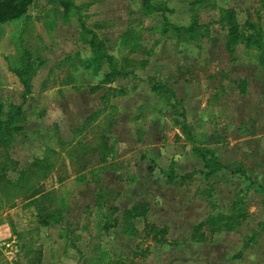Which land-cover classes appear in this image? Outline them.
<instances>
[{"label":"rangeland","instance_id":"rangeland-1","mask_svg":"<svg viewBox=\"0 0 264 264\" xmlns=\"http://www.w3.org/2000/svg\"><path fill=\"white\" fill-rule=\"evenodd\" d=\"M60 1L34 0L24 17L0 25L4 114L22 102L12 72L22 54L36 66L23 131L0 148V164L6 155L18 163L6 174L11 182L35 160L47 168L0 189V210L13 209L12 221L28 228L40 225L42 212L61 219L32 231L27 257L40 252L41 264H264V1L73 0L77 9L66 18ZM153 7L167 9L144 14ZM220 9H233L242 27L258 23L262 48L240 41L229 53L226 26L205 35ZM193 22L199 38L175 31ZM82 26L106 39L108 54L130 73L95 93L90 87L109 67L82 42ZM162 84L177 99L152 91ZM202 149L222 165L208 179ZM138 203L148 209L132 221L138 235L131 236L123 215ZM100 219L113 227L104 230Z\"/></svg>","mask_w":264,"mask_h":264},{"label":"trees","instance_id":"trees-1","mask_svg":"<svg viewBox=\"0 0 264 264\" xmlns=\"http://www.w3.org/2000/svg\"><path fill=\"white\" fill-rule=\"evenodd\" d=\"M199 2L200 0H193L194 3ZM264 0H260L263 3ZM34 0H0V25L18 20L24 17L30 6L33 4ZM61 8L63 9V16L64 18L68 17L71 10L73 8L77 9L73 3V0H61L59 2ZM144 7L147 5L144 3ZM167 8L161 7H153L151 9L146 10L144 12L145 15H148L153 12L163 13L166 11ZM212 25H221L227 27V36H226V44L225 48L229 53L234 51L235 46L240 42L244 41L246 45L256 47L258 49L262 48L260 42V30L258 27V23L252 22L249 19L243 25L244 27L240 26L236 20V13L233 9H220L217 13H215V18L211 19L209 23L204 25L205 35L208 34L209 28ZM84 32L88 34L87 38H82V42L88 45L91 49H95L98 52L102 53L104 60L108 64L109 72L103 76L102 81L98 84L90 87V92L95 93L100 89L103 84H109L113 82L117 78H124L128 76L129 72H124L120 67H118V62L116 59L108 54L107 52V40L100 39V37L93 31L87 29L85 26H82ZM201 26L197 22H193L187 28H175V31L179 34L188 35L190 40H195L201 36ZM245 32H249V34H245ZM12 72L18 78L19 82L23 87L22 93V102L19 105L10 104L8 111L4 114V107L2 102H0V148L8 149L10 144L12 143L14 136L21 133L23 131V122L25 120V111H24V104L26 102L27 95L31 92V79L36 72L35 62L32 59L30 53L25 52L19 59V64L16 69H13ZM152 91L154 92H162V93H169V95H173L171 90L163 85H153ZM174 96V95H173ZM179 117L182 120L181 130L185 134L187 138H192V132L189 126L186 123V115L185 111L181 110ZM198 157L203 161L204 168L206 172L204 176L206 179L214 177L218 171L222 168L220 165L218 158L210 151L207 150H200L197 152ZM40 160H35L32 164L25 171H21L19 174V178L16 182H11L6 177V174L9 170H16L18 163L14 160H11L8 155H6L5 160L3 163L0 164V189L1 191H5L9 187H15L20 183L25 175L35 174V171L39 168V170L47 169L45 166H41ZM36 167V168H35ZM196 173H186L183 176L179 177L178 179L180 182L184 180L191 179ZM169 176V177H168ZM168 181L169 183L174 182L175 175L172 173L171 175L168 174ZM37 194H33L35 197ZM148 209V205L146 203H138L133 205L130 209L126 210L123 215V220L125 226L129 231V235L137 236L138 232L137 229L134 227L132 221L134 219H138L143 217ZM116 210V208H113ZM104 220V219H101ZM222 217H219V221L221 222ZM61 222V219L58 218L56 214L53 212H42L38 217V223L42 227H49L56 225ZM211 226V230L218 232V226L214 228L212 222H209ZM114 224H107L105 222L103 229L108 230L111 226L113 227ZM155 229V227H154ZM152 231V229H150ZM160 235L158 238V243L163 244L165 243V234L166 230H157ZM33 264V263H32ZM115 264H124V262L119 261Z\"/></svg>","mask_w":264,"mask_h":264},{"label":"crops","instance_id":"crops-1","mask_svg":"<svg viewBox=\"0 0 264 264\" xmlns=\"http://www.w3.org/2000/svg\"><path fill=\"white\" fill-rule=\"evenodd\" d=\"M162 85L171 90L174 95H171L173 99H177L174 90L170 86L166 84ZM167 94L169 95V93ZM181 110H184L186 115L185 108L182 107ZM12 210L13 209L6 208L0 210V264H41L40 252H37V257L32 259L31 257H27L28 253L23 249L26 244L25 240H28L30 235H34L32 231L37 230V227H39V229L42 228L40 227L41 225L28 228L26 225L13 222L14 210ZM99 222H103L104 224V221L101 219ZM38 244H41V242ZM42 262H45L43 257Z\"/></svg>","mask_w":264,"mask_h":264}]
</instances>
